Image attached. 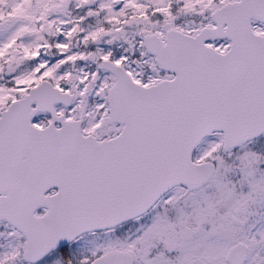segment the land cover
I'll return each instance as SVG.
<instances>
[{
    "label": "snow or ice",
    "instance_id": "1",
    "mask_svg": "<svg viewBox=\"0 0 264 264\" xmlns=\"http://www.w3.org/2000/svg\"><path fill=\"white\" fill-rule=\"evenodd\" d=\"M0 264H264V0H0Z\"/></svg>",
    "mask_w": 264,
    "mask_h": 264
}]
</instances>
